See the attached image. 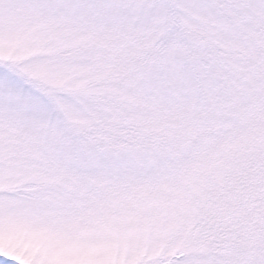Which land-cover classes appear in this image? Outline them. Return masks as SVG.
<instances>
[{"label":"snow or ice","instance_id":"1","mask_svg":"<svg viewBox=\"0 0 264 264\" xmlns=\"http://www.w3.org/2000/svg\"><path fill=\"white\" fill-rule=\"evenodd\" d=\"M0 264H264V0H0Z\"/></svg>","mask_w":264,"mask_h":264}]
</instances>
